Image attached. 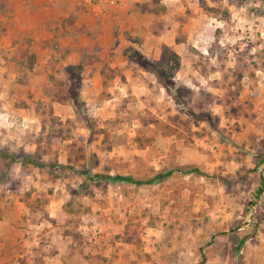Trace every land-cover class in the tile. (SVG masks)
Masks as SVG:
<instances>
[{
    "label": "rangeland",
    "instance_id": "1",
    "mask_svg": "<svg viewBox=\"0 0 264 264\" xmlns=\"http://www.w3.org/2000/svg\"><path fill=\"white\" fill-rule=\"evenodd\" d=\"M70 2L47 28L0 0V152L45 164L0 158V264H264V0ZM166 43L184 109L123 56L155 61ZM80 62L79 102L66 67ZM178 167L208 177L77 173Z\"/></svg>",
    "mask_w": 264,
    "mask_h": 264
},
{
    "label": "trees",
    "instance_id": "2",
    "mask_svg": "<svg viewBox=\"0 0 264 264\" xmlns=\"http://www.w3.org/2000/svg\"><path fill=\"white\" fill-rule=\"evenodd\" d=\"M160 2V0H154ZM4 5L0 6V9L3 8ZM69 22L68 20H64L63 23ZM47 27L50 28V23L47 22ZM65 35V34H63ZM55 38V35H54ZM73 48H65V55H68ZM87 52H81V61H84L86 57ZM123 56L125 60L129 63H132L142 69L143 71L152 74L156 81L160 84V86L165 90V92L171 96V98L174 100L176 105L182 106L184 109V103L182 102V95L180 93V87L177 86V84L174 81V73L179 69L180 67V58L176 51H174L171 47L164 45L161 48L160 56L157 60L151 61L145 58L136 48L134 47H127L123 51ZM35 59L34 56L31 57L30 63H29V71H33ZM66 69L72 73L71 80L73 82L72 91L77 99V101H81V98L79 96V87L82 82V70H83V64L80 62L76 65L67 66ZM60 93V83L57 82L53 76L49 75L47 79L44 81L43 84V94L47 97H50L53 101L56 100V98L59 96ZM37 111L39 110L36 107ZM45 113V110L42 112V114ZM264 155V154H263ZM0 158L2 160L9 159V163L6 165L7 171L10 169L11 164L15 162H21L26 163L30 165H34L36 167H44L45 164L39 161H35L32 159L30 155H24L20 158H16L12 154H6L4 152H0ZM264 163V156L263 158L258 162V165ZM50 167H59L64 169H69L71 171H74V168L70 166H64V165H49ZM76 171V170H75ZM78 174H81L84 176L85 180L91 181V182H108L111 184H117V183H127L132 184L136 186H144V185H151L154 183L162 182L169 177H171L174 173L179 175H190L195 174L199 177H208L207 174L202 172L196 167H188L186 169L183 168H175L168 171H162L158 172L152 177L145 179V180H139L134 179L130 176H123V175H105V174H91L87 171H79ZM264 192V182L263 179H260V188L257 189L256 195H260ZM244 243V240H242L237 248L239 249L240 245Z\"/></svg>",
    "mask_w": 264,
    "mask_h": 264
},
{
    "label": "crops",
    "instance_id": "3",
    "mask_svg": "<svg viewBox=\"0 0 264 264\" xmlns=\"http://www.w3.org/2000/svg\"><path fill=\"white\" fill-rule=\"evenodd\" d=\"M69 1L70 5L64 4H58L57 0H19L18 6L22 9H20V12H27L29 16L31 14L33 15H44L43 22H45L46 27H47V22L51 24H61L64 20H67L68 17L66 16H61L60 13H66L68 12L69 8H73V5L71 4L70 0ZM34 10V11H33ZM61 16V18L59 17ZM61 19V20H59ZM71 20L74 22V20L71 18ZM48 28V27H47ZM166 45H168L166 43Z\"/></svg>",
    "mask_w": 264,
    "mask_h": 264
},
{
    "label": "built area",
    "instance_id": "4",
    "mask_svg": "<svg viewBox=\"0 0 264 264\" xmlns=\"http://www.w3.org/2000/svg\"><path fill=\"white\" fill-rule=\"evenodd\" d=\"M89 4L95 3V6L106 5L112 7L115 5V0H86Z\"/></svg>",
    "mask_w": 264,
    "mask_h": 264
}]
</instances>
